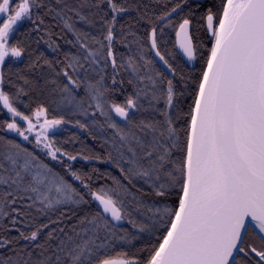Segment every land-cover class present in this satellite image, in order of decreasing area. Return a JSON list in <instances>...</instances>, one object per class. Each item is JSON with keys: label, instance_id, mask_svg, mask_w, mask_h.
I'll list each match as a JSON object with an SVG mask.
<instances>
[{"label": "snow or ice", "instance_id": "6c2138e0", "mask_svg": "<svg viewBox=\"0 0 264 264\" xmlns=\"http://www.w3.org/2000/svg\"><path fill=\"white\" fill-rule=\"evenodd\" d=\"M14 3L0 0V105L9 117L0 120V131L15 133L34 142V147L42 145L45 154L64 165L85 191L34 151L0 136V231L17 233L0 235V264H264V0H221L219 12L207 10L202 19L211 47L198 75H180V90L174 83L176 69L159 46L163 28L151 24L138 40L131 23L127 30L120 23L121 16L134 10L128 0H49L47 4L20 0L13 7ZM41 8H46L44 15L51 17L53 27L72 34L74 39L67 43L77 51L56 61L41 53L28 64L33 75L17 71L19 83H13L14 65L6 69V60L19 61L28 52L16 39L19 22L28 20L40 32L45 20L34 14ZM178 9L182 10L180 2L157 21L172 26L171 16ZM98 22L96 35L91 30ZM191 24L190 18H183L176 36L188 61H196L202 45L194 43ZM43 32L36 42L44 40L59 51L53 32L47 27ZM129 36L137 49L126 57L115 45L130 47ZM146 49L164 65L167 75L156 68ZM123 73L129 74L127 81ZM125 83L133 85V92L121 104L113 97ZM49 88L71 110L88 115L94 109L93 118L103 117V122L95 120L97 126L112 130L105 143L115 154L109 152L107 160L118 168L120 178L112 177L111 186L94 190L89 174L65 164L62 158L103 161L100 156L72 154L54 146L50 130L54 134L69 121L45 118L41 123V117L47 116L44 106L37 105L31 115L15 106L31 91L43 93ZM184 95L192 97L186 113L180 106ZM180 120L182 128L177 127ZM76 123L82 129L89 127ZM149 195L160 200H145ZM172 196L177 198L175 207L167 206ZM86 197L96 208L71 222L73 217L61 209L87 205ZM158 203L165 206L157 207ZM144 209L150 215L138 220L134 213L143 217ZM56 212L59 215L52 219L50 213ZM65 221L71 222L70 227ZM124 222L156 237L146 256L111 253L118 241L131 244L138 238L123 229Z\"/></svg>", "mask_w": 264, "mask_h": 264}, {"label": "trees", "instance_id": "16d2710c", "mask_svg": "<svg viewBox=\"0 0 264 264\" xmlns=\"http://www.w3.org/2000/svg\"><path fill=\"white\" fill-rule=\"evenodd\" d=\"M49 0H45L47 4ZM129 4L133 6L132 11L125 13L123 16L119 18L120 23L124 25L125 30L128 29L129 23L133 25L132 31L136 33V39L142 40L147 31H150L151 24H157L159 28H163L162 36L159 37V46L161 51L166 54V57L169 59V62L176 69L177 76L174 80V83H177L178 90L183 89V84L179 83L180 75L183 74L185 78L189 76H195L200 73L204 66V59L207 56L208 49L211 47V37L206 31L205 21L202 19L207 13V10L211 8L213 13H217L221 10V0H204V1H196V0H187V3H183V0H128ZM178 2L182 5V10L178 9L177 13H173L171 16L172 26H165L167 23L158 22L157 17L163 15L165 11H170L172 7H174ZM197 3H199V7H197ZM191 6V7H190ZM105 11H107V6H101ZM87 11V9H86ZM46 12V8H41L36 11L35 16H41L45 20V25L41 27V31H34L35 25H33L30 21L24 20L19 25V31L16 33V39L23 41L24 45L28 48V52L25 53L19 61H13L12 59L6 60L5 68L7 69L11 66L10 75L12 77L13 83H19L15 76V73L19 71L22 75L32 76L33 73L28 71V64L31 59H35L36 56L41 53L49 60H63L64 53H75L77 49L72 45L67 43L69 40H73L74 37L71 33L63 31L60 27H53L50 16L44 15ZM192 13L189 16V13ZM141 15L144 16V19H138ZM111 17V13L109 12V17ZM190 18L192 21L191 24V34L193 35L194 43H200L202 46L199 50L196 66L191 69L183 60V58L178 54L176 50V31L179 27V23L183 18ZM47 27L48 30L53 32L52 39L56 44L60 45V49L57 52H54L48 45L44 42V40H40L37 43V39L44 34L43 29ZM77 27H82V25H77ZM99 22L97 24V29H92L93 34L98 35ZM47 39V37H45ZM128 43L130 47H124L122 43H117L115 47L118 49L120 53H123L126 57L128 55H132L136 52L137 45L133 40L132 36L128 37ZM147 52V49H146ZM148 58L155 60V57L152 52H147ZM155 66L159 70L165 72L167 75V70L165 69L163 64L158 63L155 60ZM108 74H111V68L107 70ZM123 78L127 81L129 74L123 73ZM107 83H111V81H107ZM191 83V82H189ZM10 85H6L5 90H8ZM190 90V89H189ZM15 91V89H12ZM133 92V85H129L125 83L124 90L117 92L113 99L123 104L125 101V96ZM83 89L79 91V96H83ZM181 108L186 113L188 111V106L192 102V97L190 95H184L181 98ZM61 101V96L58 92H51L49 90H45L41 93L39 90L31 91L28 96L21 97V100L16 103V107L24 112L27 115H31L32 111H34L37 105H42L47 109V118L51 119H61L63 118L69 123H66V126L61 130L53 132L49 135L50 140L54 142L55 147L61 148L64 152H69L72 154L84 153L90 156H100L103 158V161L100 160H91V161H83L78 159L77 161H67L66 158H62L65 160V164L71 163L73 165L72 170L77 172L87 173L91 176L92 188L95 190L96 188L105 185L111 186L113 184L112 177L117 179L120 178V173L118 168H116L113 163L107 160L109 152H112L113 155L114 150L111 148L110 144L105 143L106 139H109L112 135V130H102L100 129L95 120H99L103 122V117H99L97 114L96 118H93L91 113L94 109L88 110V115H83L79 111L71 110L69 106L64 105ZM146 103V102H145ZM27 105L28 107H25ZM160 107H163L161 104ZM6 114V111L2 109V105H0V120L9 119ZM144 115H150V113H145ZM113 119L120 121L121 118L116 116V114L112 113ZM186 119V117H185ZM76 121H80L82 124H87L89 127L87 129H82L76 123ZM184 126V121H177V127L182 128ZM0 136H4L6 139L15 140L16 142L22 144L24 147H27L30 151H34L41 159L48 163L50 167L53 168L55 172L60 173L67 179L70 183L73 184L79 191L82 193L85 189L82 188L80 181L74 180L69 174H67L66 167L62 165L58 161H53L49 156L45 154V152L41 151L37 147H34L33 143H25L18 136L13 135L9 132L0 131ZM181 139H183V134L181 133ZM94 169H98L96 172ZM135 191V190H133ZM89 199V204L80 205L79 207L68 206L72 208V211H68V207H64L61 210L64 211L69 217H73L71 222H74V219L80 215H83L85 212L94 210L96 208V203L91 201L90 197H86ZM176 197L172 196L167 200V206L175 207ZM147 201H159L160 198L149 195L145 197ZM157 207H164L163 203H158ZM146 215L141 217L134 213V216L138 220H146L147 209L143 210ZM52 219H56L59 215V212L50 213ZM41 220L46 222L47 218L40 217ZM70 221H65V225L70 227ZM4 223L7 225L9 221L7 219L4 220ZM16 227L21 228L22 230H28L24 228L23 224H18ZM123 229H126L128 233H135L137 235V239L132 240L131 244H122L121 242H117L116 245L111 249V253L115 254L120 251H125L129 254V256H146L147 249L151 247V244L156 242V237L150 235L148 232H138L137 229H133L130 224L124 222L122 224ZM0 235H12L15 236L17 233L12 231L11 233H5L0 231ZM159 235V234H157ZM131 239V237H129ZM10 254V253H9Z\"/></svg>", "mask_w": 264, "mask_h": 264}, {"label": "rangeland", "instance_id": "374dc122", "mask_svg": "<svg viewBox=\"0 0 264 264\" xmlns=\"http://www.w3.org/2000/svg\"><path fill=\"white\" fill-rule=\"evenodd\" d=\"M19 2H20V0H15V3L13 4V7H15L16 4H18ZM4 18H6V16H5ZM0 22H2V20H0ZM22 22H23V21H22ZM22 22H19V25H20ZM8 59H12V58H8ZM8 59H7V60H8ZM4 110L7 112L6 109H4ZM45 118H47V116H46V117H41L40 122L42 123L43 120H44ZM47 119H48V118H47ZM33 121L35 122V118H34V117H33ZM19 123L21 124L22 127H26V124H25L23 121H19ZM65 126H66V124H63V125H61V126H58V127L54 130V132L61 130V129H62L63 127H65ZM38 130H39V129H37V131H38ZM52 132H53V131L50 130L49 135H50ZM9 133H11V132H9ZM11 134L16 135L15 133H11ZM16 136H17V135H16ZM19 138H20L23 142H25V143L28 142V141H24L21 137H19ZM29 140L32 141V140H33V137L30 136V137H29ZM37 148L40 149L41 151L45 152V150L42 149V145H41L40 147H37Z\"/></svg>", "mask_w": 264, "mask_h": 264}, {"label": "water", "instance_id": "95a60500", "mask_svg": "<svg viewBox=\"0 0 264 264\" xmlns=\"http://www.w3.org/2000/svg\"><path fill=\"white\" fill-rule=\"evenodd\" d=\"M196 1H204V0H196ZM179 28V27H178ZM177 31H178V29H177ZM176 31V32H177ZM190 34H191V25H190ZM209 34V33H208ZM210 35V34H209ZM175 39H176V50H177V52H178V54L183 58V60L185 61V63L191 68V69H193V68H195V66H196V61H188V59H187V57L184 55V53H183V50L180 48V46H179V42H178V38H177V36L175 35ZM153 55H154V53H153ZM155 57V56H154ZM155 60L158 62V63H160V64H162L159 60H158V58H156L155 57Z\"/></svg>", "mask_w": 264, "mask_h": 264}]
</instances>
